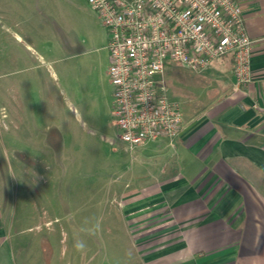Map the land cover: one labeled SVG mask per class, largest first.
Returning <instances> with one entry per match:
<instances>
[{
  "label": "rangeland",
  "instance_id": "rangeland-1",
  "mask_svg": "<svg viewBox=\"0 0 264 264\" xmlns=\"http://www.w3.org/2000/svg\"><path fill=\"white\" fill-rule=\"evenodd\" d=\"M107 40L86 0H0L1 158L12 162L13 191L28 193V217L17 228L24 232L15 238L26 248L16 264H137L121 187L150 181L164 159L149 156L153 147L138 155L118 138ZM196 78L164 68L161 80L182 116L217 94L212 81ZM12 100L23 107L18 128L27 140L4 127ZM6 135L39 170L5 153Z\"/></svg>",
  "mask_w": 264,
  "mask_h": 264
},
{
  "label": "crops",
  "instance_id": "crops-1",
  "mask_svg": "<svg viewBox=\"0 0 264 264\" xmlns=\"http://www.w3.org/2000/svg\"><path fill=\"white\" fill-rule=\"evenodd\" d=\"M235 1L254 41L252 81L237 85L231 56L214 61L196 79L212 81L217 94L183 114L173 145L159 139L133 150L143 155L153 147L149 156L164 159L150 181L121 187L137 264H264V0ZM22 113L12 100L3 113L6 131L20 130ZM5 144L17 163L40 169L7 135ZM1 151L0 264H16L26 248L15 238L24 232L17 228L28 217V193L13 191L12 162L2 161Z\"/></svg>",
  "mask_w": 264,
  "mask_h": 264
},
{
  "label": "built area",
  "instance_id": "built-area-1",
  "mask_svg": "<svg viewBox=\"0 0 264 264\" xmlns=\"http://www.w3.org/2000/svg\"><path fill=\"white\" fill-rule=\"evenodd\" d=\"M86 1L107 31L114 124L129 150L173 145L180 132V104L161 80L167 64L198 74L231 56L237 85L252 81L254 41L235 0Z\"/></svg>",
  "mask_w": 264,
  "mask_h": 264
},
{
  "label": "clouds",
  "instance_id": "clouds-1",
  "mask_svg": "<svg viewBox=\"0 0 264 264\" xmlns=\"http://www.w3.org/2000/svg\"><path fill=\"white\" fill-rule=\"evenodd\" d=\"M97 227H99V225H97ZM75 247L77 248V250H81V249L83 248V244L80 243V242H77V243L75 244Z\"/></svg>",
  "mask_w": 264,
  "mask_h": 264
}]
</instances>
